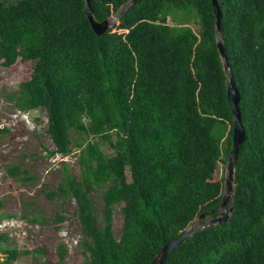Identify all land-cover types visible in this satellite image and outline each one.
<instances>
[{"label": "trees", "instance_id": "trees-1", "mask_svg": "<svg viewBox=\"0 0 264 264\" xmlns=\"http://www.w3.org/2000/svg\"><path fill=\"white\" fill-rule=\"evenodd\" d=\"M89 1L101 21L128 0ZM26 2L0 0V64L21 59L32 68L8 98L21 110H44L49 155L79 149L80 172L62 162L61 180L43 187L44 196L74 201L85 264H149L196 216L216 215L222 199L224 176L216 173L219 161L227 162L233 119L211 0H137L102 34L91 29L85 0H75L74 21L90 36L77 28L59 40L31 37L24 10L10 19ZM218 4L245 130L234 161L232 210L182 241L163 264H264V0ZM170 16L178 25L167 23ZM99 143L113 154L105 157ZM26 172L19 164L6 168L11 176ZM115 205L122 214L118 236ZM63 219L56 212V223ZM3 251L2 263L18 255L16 248ZM66 251L57 245L59 261Z\"/></svg>", "mask_w": 264, "mask_h": 264}, {"label": "rangeland", "instance_id": "rangeland-1", "mask_svg": "<svg viewBox=\"0 0 264 264\" xmlns=\"http://www.w3.org/2000/svg\"><path fill=\"white\" fill-rule=\"evenodd\" d=\"M75 0H27L23 8H13L15 13L24 10L25 17L31 19L27 29L28 34L36 40L44 37L62 38L77 28H83L87 39L90 32L85 24H76ZM47 6V7H46ZM178 13L172 15L177 16ZM114 16V14L112 15ZM10 13L5 16L8 20ZM14 22V21H13ZM167 23L178 25L167 18ZM113 29V28H112ZM72 32V33H73ZM57 33H62L57 36ZM62 36V37H61ZM83 40L84 34L76 40ZM56 59H49L55 63ZM31 63L17 59L15 63L4 67L0 64V128L7 131L0 132V264H85L81 253L79 239L81 238L80 223L74 214V201H50L42 188H53L61 180L60 167L62 162L68 164L72 173L80 172L77 162L78 150L61 155H49L53 144L45 132L46 114L42 108L21 110L13 100L8 98L16 93L18 83L26 80L31 72ZM84 119L83 121H85ZM93 141H96L92 138ZM86 141H91L89 136ZM105 157L113 154L106 144L99 143ZM222 157H224L222 155ZM12 164H19L26 173L11 176L6 168ZM226 162L219 161L217 177L226 175ZM27 179H21V177ZM225 189H223L222 194ZM94 209L97 215L100 211L101 199L99 191L93 192ZM230 200L227 202L228 208ZM222 209L219 207L218 213ZM60 212L64 219L56 223L55 214ZM216 215L196 216L189 227H200ZM36 217L31 221L29 218ZM113 233L119 235L122 214L118 205L113 208ZM204 222V223H203ZM56 225L58 227H56ZM65 244L67 251L62 260L57 259L56 247ZM37 247L44 249L43 253L35 251ZM16 248L17 257L11 262L2 263L6 253L3 249Z\"/></svg>", "mask_w": 264, "mask_h": 264}, {"label": "water", "instance_id": "water-1", "mask_svg": "<svg viewBox=\"0 0 264 264\" xmlns=\"http://www.w3.org/2000/svg\"><path fill=\"white\" fill-rule=\"evenodd\" d=\"M137 0H128L124 4H122L120 10L114 14V16H110L101 21L95 20L92 12V7L89 0H85V16L90 24L91 29L96 34H102L106 30L113 27V24L118 22L121 15ZM211 6L215 17V26H216V46L219 53L220 58L223 61V66L225 72L228 74V81L226 84V94L227 100L230 106L232 119H233V127H232V137H231V148L229 154L227 155L226 162V175L224 177V193L222 194V199L220 202V208L222 211L219 215L211 217L207 223L203 224L200 227H189L179 233L175 238L164 244L159 251L155 254L149 264H163L165 259L170 255V253L186 238L191 236L198 229L214 224L216 222H220L222 220H226L229 216L232 207H226L227 202L233 196V178H234V161L237 157V152L240 145L245 140V130L241 122V113L239 109V92L233 80L232 74L230 72V68L227 62V56L224 50L223 41L221 38V18L222 11L219 7L218 0H211ZM200 217H203L204 214H200Z\"/></svg>", "mask_w": 264, "mask_h": 264}]
</instances>
